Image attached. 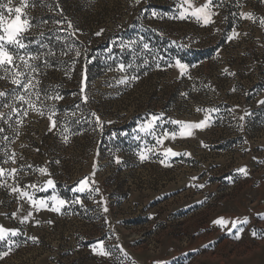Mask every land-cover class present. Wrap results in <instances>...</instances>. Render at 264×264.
<instances>
[{"label":"rangeland","instance_id":"374dc122","mask_svg":"<svg viewBox=\"0 0 264 264\" xmlns=\"http://www.w3.org/2000/svg\"><path fill=\"white\" fill-rule=\"evenodd\" d=\"M0 3L6 22L15 18L16 7L29 21L21 37L27 47L10 50L39 56L31 63L39 67L34 75L44 105L43 115L29 109L25 116L28 105L14 99L25 93L10 77L0 79V91L8 93L0 97V168L23 169L15 178H0V225L18 230L0 241V254L7 253L0 264H264V94L238 99L222 91L234 87L232 61L253 53L246 46L254 38L255 71L246 78L247 66L235 75L264 87V0H215L219 6L213 9L230 16L233 28L245 29L239 41V35L231 41L207 36L209 31L196 29L202 22L195 18H176L179 0ZM241 12L252 13L255 21L240 19ZM234 41H243L240 51ZM219 42L224 48L217 49ZM204 43L210 45L205 55ZM177 60L188 66L184 75L174 72ZM121 63L123 72L117 69ZM0 76L6 73L0 70ZM230 103L243 106L239 115L217 111ZM254 106L260 110L256 117ZM53 107L57 126L49 131ZM152 116L160 117L156 135L140 131ZM204 119L192 138L166 142L180 155L164 156L167 147L157 137L179 130L169 121ZM85 177L98 192L73 191ZM47 179L54 188L26 190L36 199L55 194L66 200L58 212L49 210L51 201L36 211L11 191L16 184L42 187ZM221 217L229 223H213ZM101 240L109 255L99 254Z\"/></svg>","mask_w":264,"mask_h":264},{"label":"snow or ice","instance_id":"6c2138e0","mask_svg":"<svg viewBox=\"0 0 264 264\" xmlns=\"http://www.w3.org/2000/svg\"><path fill=\"white\" fill-rule=\"evenodd\" d=\"M135 3L139 4L140 0H135ZM186 6V7H185ZM215 3V0H205V2L199 6H195L193 4V0H179V4L177 7L179 8V16L176 17L178 19H186L189 17L195 18V20L198 23L202 22L203 26H207L211 23H213L212 17L216 15L213 11V8L218 7ZM6 6L2 3H0V70H3L6 73V76H0V79L4 78H9L10 77V83L16 86L17 91H21L25 94H19L15 95L14 99L17 101H20L22 103H26L28 105V108L24 110L23 114L27 116L28 110L31 109L32 111L37 112L39 115H43V100H41V92L39 89H37V85L39 84V80L35 79V75L39 74V67L36 64L31 63L33 60H38L39 56H33L31 53H24L20 54L19 52H13L10 50V48H16V49H25L27 45L22 42V33L27 30V28L30 26L29 21L25 18L22 19V8L21 7H16L15 8V18L12 19L10 22H6L5 17L3 15L2 10ZM9 11H12L11 9H8ZM155 16L156 14L153 13ZM240 19H248V20H253L255 21V17L252 13H244L241 12L240 14ZM59 23V22H58ZM260 24L262 27H264V18H261ZM68 27L71 28L72 25L71 23L68 24ZM103 32V29H101L100 32L95 33V35L99 36ZM238 35V33L235 32V29H233V34L229 35L227 37V40L231 41L235 38V36ZM144 49H148V45L144 44L143 45ZM54 54V53H50ZM76 55L79 56L80 52L77 50ZM27 57V58H26ZM19 61L20 63H16V61ZM45 63H47L45 61ZM173 65H169V67H172ZM176 68L179 69L180 74L184 75L186 73L187 65L181 63L180 60H177L174 65ZM157 67L159 68L160 65L157 64ZM23 69V71H21ZM117 69L121 72L125 71V65L124 64H118ZM225 71H227L225 69ZM35 74V75H34ZM133 79H136V77H133ZM35 80V83L33 82ZM121 83L126 82L125 80H121ZM84 89L81 88V92H83ZM8 95L7 92L0 91V97H6ZM35 95L36 100L33 101L31 99V96ZM44 99L46 100H59L62 99L61 96L59 95H45ZM84 100H87V97H84ZM37 101H39L40 106H37ZM259 103H264V101H260ZM6 107H10L9 105H5ZM13 113H19L20 109L12 107L11 108ZM197 111H201V109H197ZM56 112L53 107L51 109V115L48 116V120L50 121V127L49 131H51L53 128L57 126V121L53 119L55 116ZM93 116H95V113H92ZM0 118H3V113H0ZM244 117H240V119H243ZM97 123L99 124V117L96 118ZM207 119V118H206ZM160 117L158 116H152L149 121H147L144 125L141 126L140 131L145 132L148 135H156L155 129H154V122L159 121ZM22 122V121H18ZM170 123L174 125H179V130H163L162 134L157 137L156 143L162 145L163 141L165 139H176L177 136L180 137H189L192 135V129H201L203 126H205L206 121L202 120L197 123H186L182 121H176V120H171L169 121ZM0 131H3V129H0ZM67 131V129H65ZM137 139H140L139 136L136 137ZM67 139V137H65ZM203 143V142H202ZM151 150V149H149ZM180 155V153L175 152L171 148H165L164 149V156L167 158L169 156H177ZM189 155V154H185ZM11 159V158H10ZM140 159L144 160L146 159V156L142 153L140 155ZM13 163H15V160H12ZM7 163V161H5ZM161 163H164L162 160ZM31 167V166H29ZM20 171H23V169H17V168H12L10 171L5 168H0V178H4L7 175H12L13 178H15L16 175L19 174ZM239 172L246 173L245 168H240L238 169ZM40 173H45L46 174V169L40 168L39 169ZM193 179H196L193 177ZM199 187H203V185H198ZM28 187H31L32 189H35L37 191H48L50 188H54V181L52 179H47L44 182V185L42 187H38L36 184H31V185H25L23 188L19 185L16 184L11 187V191L13 193H18L19 197L18 198H27V201L30 203L32 207L35 208L36 211H39L40 209L48 208V202H52V206L49 209L50 211L53 212H58L60 210V207L65 205L67 203L66 200L61 199L59 196L53 194L46 199H36L33 194L29 193L26 189ZM74 192L77 193H85L88 192L89 194L93 192H98L99 189H92L90 187L88 178L85 177L84 179L79 181V184L77 187L73 188ZM77 203L80 202L79 198L76 200ZM18 209L17 211H19ZM104 211H107V208L104 209ZM13 216H16V213L12 214ZM32 213L29 212L28 216H31ZM28 216L23 217L22 223L25 222L28 219ZM247 217L244 218L242 223H247ZM37 223H39L37 221ZM51 223V221H49ZM214 224L217 225H226L229 223L225 218L221 217L213 221ZM232 227L235 228L237 225V221L233 220L231 221ZM256 233L253 232V235ZM9 235L11 236H16L18 235V230L16 229H6L2 225H0V241H4ZM239 239V236L236 237ZM31 239H35L34 237ZM104 242L98 241L97 242V247L99 248V254L100 255H109V253L104 249ZM118 247V246H117ZM94 251L96 248L93 249ZM122 251V249H121ZM0 255H7V253H2Z\"/></svg>","mask_w":264,"mask_h":264},{"label":"crops","instance_id":"0c3cea01","mask_svg":"<svg viewBox=\"0 0 264 264\" xmlns=\"http://www.w3.org/2000/svg\"><path fill=\"white\" fill-rule=\"evenodd\" d=\"M201 3L203 4L204 3V0L201 1ZM213 11L215 13H217L216 15H214L212 17L213 19V23L209 24L207 27L209 28L207 30V36H213V37H218L222 40H224L225 38H227L229 35H232L233 34V25L230 24L231 20L229 19L230 16H226V14H224L221 9L217 8L216 10L213 9ZM234 21L232 20V23ZM242 30H245L244 28L242 29H235V32L238 33L239 35V40L240 39V32H242ZM250 31V30H248ZM250 34V32H249ZM237 36V35H236ZM235 36V38H236ZM253 38H254V35L252 34L251 35ZM238 41H234L233 44L236 46V50L240 51V47H243L242 45L239 47V45L241 44V42L237 43ZM247 46H246V50H248L249 52L252 51L253 53H249L248 54V58L247 57H239L237 60H233L232 61V66L235 68V71L234 73H238L240 71L242 72H246V70L243 69V67H247L248 66V74L246 76V78L249 77V74L251 73V69L252 71H255L256 67H257V59H256V49H258L257 47V43H256V40L254 38V40H252V42L250 40L247 41ZM210 46V45H209ZM206 43H204V55L206 54L205 51L207 50V48L209 47ZM225 46V42H219L217 44V49H222L224 48ZM246 50H241V55H244L246 54ZM193 54V53H192ZM252 57V58H250ZM202 62L204 63V59L202 60ZM183 63V62H181ZM202 63V64H203ZM185 65H187L186 63H183ZM224 64H226L224 62ZM221 67H223V64H221ZM238 68V69H237ZM174 72L178 75L180 74V71L178 68L174 67ZM233 76V80H232V84H233V88L232 89H229L228 90H222L223 91V94L227 93L228 92V97H230L231 95H233V97H237L238 99H241L242 97L244 96H248V98H254V99H257L258 97H260L261 94H264V87H262V84L261 85H258L257 84V81L254 80V79H251L250 77V80L248 81H243L244 78H242V76H239L240 74L238 75H235ZM204 80V79H203ZM252 80V81H251ZM254 102H256V100H254ZM255 104V103H254ZM219 109H217V111L222 114V115H232V116H236V115H239L243 109V106L239 105L238 103H230V104H227V105H222L220 107H218ZM254 112H253V116L256 117L257 115H259V111L260 110H257V107L254 106ZM246 111H248L249 114L252 113V111L250 110V108H246L245 109ZM206 118V117H205ZM205 120V119H204ZM189 123V122H188ZM196 130L197 129H192V135L189 136V137H186L187 139L189 138H192L195 134H196ZM173 141L171 138L169 139H165L163 141V147H167V148H170L166 142H171Z\"/></svg>","mask_w":264,"mask_h":264},{"label":"built area","instance_id":"2783aa9c","mask_svg":"<svg viewBox=\"0 0 264 264\" xmlns=\"http://www.w3.org/2000/svg\"><path fill=\"white\" fill-rule=\"evenodd\" d=\"M195 27V26H194ZM196 29H199V30H201V31H207L208 29L207 28H205L204 26H202L201 24H196Z\"/></svg>","mask_w":264,"mask_h":264}]
</instances>
